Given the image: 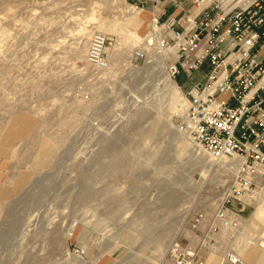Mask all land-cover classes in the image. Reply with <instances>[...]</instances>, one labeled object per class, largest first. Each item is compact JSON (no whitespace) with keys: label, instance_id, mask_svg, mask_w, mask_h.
<instances>
[{"label":"rangeland","instance_id":"obj_1","mask_svg":"<svg viewBox=\"0 0 264 264\" xmlns=\"http://www.w3.org/2000/svg\"><path fill=\"white\" fill-rule=\"evenodd\" d=\"M132 4L142 9L137 0H0V264H146L156 251V264H173L175 238L199 245L203 264L211 254L231 264L255 200L203 241L236 170L181 129L207 68L172 78L161 49L134 57L147 36L124 23ZM154 16L135 15L132 28L157 38ZM102 22L111 75L86 59ZM263 227H248L246 242L263 240Z\"/></svg>","mask_w":264,"mask_h":264},{"label":"built area","instance_id":"obj_2","mask_svg":"<svg viewBox=\"0 0 264 264\" xmlns=\"http://www.w3.org/2000/svg\"><path fill=\"white\" fill-rule=\"evenodd\" d=\"M196 13L156 15L153 24L162 27V45L175 48L168 63L172 78L182 72L207 68L202 80L189 90V105L181 129L202 151L214 158H241L225 199L216 211L211 234L238 217L255 200L264 179V0H194ZM106 33H95L88 45L86 59L94 67H110ZM134 57H144L138 49ZM236 201V204L234 203ZM204 214L197 212L190 228L197 231ZM200 246L178 238L170 244L173 264H203ZM225 260L247 264L234 252Z\"/></svg>","mask_w":264,"mask_h":264},{"label":"crops","instance_id":"obj_3","mask_svg":"<svg viewBox=\"0 0 264 264\" xmlns=\"http://www.w3.org/2000/svg\"><path fill=\"white\" fill-rule=\"evenodd\" d=\"M137 1L141 3L142 9H138L137 6L132 4L134 8H136V10L129 14V19H125L124 23L129 29L133 30V33H138L140 35L144 33L147 35L148 32L152 33L153 30H147L144 26H140L138 22L135 24L136 28H132V24L135 22V15L140 14L141 17L145 19V21L148 20L152 16V14H154L155 16L158 15L162 19H165L170 15L179 16L184 13H196L200 8L198 4L194 3V0ZM255 206L256 208L252 212L250 217L248 219L242 220V228L238 232V240L235 250L240 257L252 264H264V227L261 229V237H263V240H260L259 237V239L257 240L246 242V229L256 224V220H264V187L255 193ZM207 264H220V256L217 254H211L207 259Z\"/></svg>","mask_w":264,"mask_h":264},{"label":"bare ground","instance_id":"obj_4","mask_svg":"<svg viewBox=\"0 0 264 264\" xmlns=\"http://www.w3.org/2000/svg\"><path fill=\"white\" fill-rule=\"evenodd\" d=\"M129 10L133 11V7L130 6L129 7ZM106 27H107V24L106 23L102 22L100 24V28L102 29V32H105ZM155 27H156V31H159L160 32L159 35H157V38H156L155 35L149 36V34H147L146 35L147 36V39L144 42L145 44L143 45V47H141V49L146 51L147 50V47L145 45H148L149 47H154V48H157V49L159 48V49L162 50V52L164 53V55H169V56L173 57L172 58V60H173L174 57H175V48L173 46L166 47V45H162V43H161L162 40L161 39L165 35L166 32H165V30L162 27H157L156 25H155ZM113 28H114V30L116 32H118V27L116 25H114ZM151 38H153L154 41ZM154 44H155V46H154ZM135 51H134V53H135ZM106 74L107 75L108 74L109 75L114 74V71L109 67L108 69H106ZM220 159L222 160L223 164L226 165V167L232 168V167L235 166V170L238 168L239 163L241 161V158L238 157V156H235V157L224 156V157H222ZM160 254H161L160 251H156L155 252V258L148 260L146 262V264H156V260L155 259H157ZM236 255L239 256L237 253H236ZM240 258L243 259L242 257H240ZM243 260H245V259H243Z\"/></svg>","mask_w":264,"mask_h":264}]
</instances>
